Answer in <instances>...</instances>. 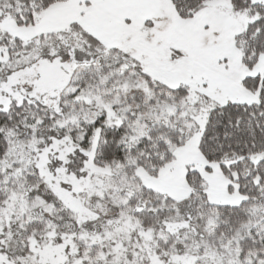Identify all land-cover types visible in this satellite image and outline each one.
Wrapping results in <instances>:
<instances>
[{
    "label": "snow or ice",
    "instance_id": "1",
    "mask_svg": "<svg viewBox=\"0 0 264 264\" xmlns=\"http://www.w3.org/2000/svg\"><path fill=\"white\" fill-rule=\"evenodd\" d=\"M0 264H264V0H0Z\"/></svg>",
    "mask_w": 264,
    "mask_h": 264
}]
</instances>
